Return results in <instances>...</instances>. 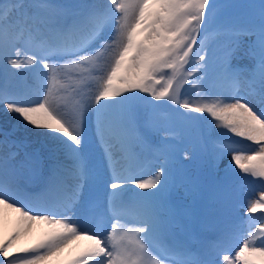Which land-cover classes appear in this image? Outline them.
I'll list each match as a JSON object with an SVG mask.
<instances>
[{"label": "snow or ice", "instance_id": "1", "mask_svg": "<svg viewBox=\"0 0 264 264\" xmlns=\"http://www.w3.org/2000/svg\"><path fill=\"white\" fill-rule=\"evenodd\" d=\"M217 7L212 0H80L69 5L0 0V64L14 75L35 70L41 80L34 90L0 83V211L12 209L20 217L19 226L0 237V264H221L208 257L227 250L222 245H210L197 256L176 242L179 224L164 198L173 176L171 153L162 151L155 165L159 170L148 174L138 151L150 143L156 110L175 106L187 110L181 115L192 121L201 119L192 113H207L215 129L226 130L213 141L212 161L230 155V170L259 178L262 190L247 212L264 209V0L258 11L251 4L224 5L247 9L246 19L218 22L216 29L227 38L216 79L243 85L247 94L201 91L194 101L181 92L188 82L184 66L190 62L196 72L187 75L203 81V88H216L215 79L201 74L211 62L201 55L204 40L195 52L194 45L208 31ZM109 49L111 56L100 64ZM245 58L248 64L238 63ZM83 65L103 73L90 94H83L74 78ZM94 146L101 150L102 184L112 214L110 232L89 235L93 230L86 220L93 202L84 193L100 179ZM36 224L45 230L22 246ZM257 231L264 233V223ZM248 235L234 256H223L222 264H264V239ZM82 240L90 243L64 256L66 248Z\"/></svg>", "mask_w": 264, "mask_h": 264}, {"label": "rangeland", "instance_id": "2", "mask_svg": "<svg viewBox=\"0 0 264 264\" xmlns=\"http://www.w3.org/2000/svg\"><path fill=\"white\" fill-rule=\"evenodd\" d=\"M48 2L55 5H69L79 3L80 0H48ZM89 2H92V0H89ZM95 2L107 3V0H95ZM212 2L218 7L213 12V19L209 24L208 31H202L197 37L194 52L201 40H204L205 51L201 52V55H205L206 60L211 57V62L205 66L208 68V72L201 74L215 79L216 88L212 90L203 88V81L198 82L195 79V75L188 76V72H193L194 74L196 72V65L190 62L191 66H184V79L190 82L184 84L186 88L184 96L194 101L201 98V91H208L210 94L212 91L223 92L225 94L240 92L241 95H245L249 91L243 85H234L229 81L216 79L217 69L223 60L227 44V38L217 35L216 29L218 22L231 21L240 24L245 22L247 9L239 7L225 8L223 7L224 5H247L253 3L254 0H212ZM221 15L222 19H220ZM111 54L110 49L105 50L99 63L104 64ZM61 63H64V61H61ZM200 63L203 64V62ZM233 63H237V61H233ZM238 63L244 65L248 64L249 61L245 58L239 60ZM101 75L103 73L94 70L93 66L83 65L74 73V78L79 81L82 93L90 94L96 90V81ZM0 83H7L11 88L26 87L34 90L40 86L41 80L35 70H19V75H14L3 64H0ZM197 83H200L202 87H194ZM164 114V111H161V109L152 113L155 127L151 130L150 143L138 149L139 152H143L140 163L145 172L152 174L159 170L155 165L161 159L160 153L162 151L171 153L169 165L173 176L170 186L164 194V198L169 208L175 214L179 224V227L176 229V242L191 248L192 252L197 256L202 252H206L210 245H222L227 250L221 251L219 256L208 257L209 259H216L222 264L224 255L234 256L235 252L242 246V240L244 238H251L248 235L249 233H255L257 241L264 239V233L257 231L259 224L264 223L261 220L264 210L254 214L247 212L248 199L250 197L258 198L262 190L259 178L250 177L248 174L242 173L239 168L234 167L230 170L228 168L230 155H226L215 162L212 161L213 141L216 140L222 131L226 132V130H220V133L216 134L215 137L205 134L203 128L205 122L212 131L215 129V122L207 113H192L191 115L193 116L201 117V119L195 121L186 119L185 116L176 112L173 113V117L164 116ZM3 124V115L0 114L1 128ZM227 135L231 136L232 134L227 133ZM233 138L236 140L240 139L238 137ZM248 143L250 144L251 142ZM28 150L30 151L31 147ZM23 151L24 149L21 150V155ZM100 152L101 150L94 146L96 167L100 174V179L93 188L84 193L93 202V207L86 220L88 227L93 230L88 233L89 235H94L96 231L104 233L111 231L109 221L111 209L104 195V186L102 184L104 167ZM186 153L192 155L185 158ZM117 159L119 160L120 158L117 157ZM121 163L124 166H128L127 161H121ZM226 169L230 170V174L226 173ZM217 173L222 177L221 181L218 182ZM38 182V177L32 181L33 184ZM210 183L213 186L211 189H208ZM135 191L151 190L135 189ZM198 198H201L204 203L210 204L204 218L199 216L197 212L196 201ZM16 206L22 207L26 211L29 210L23 203H18ZM32 207L35 208L36 205H32ZM31 214L38 215L34 211ZM46 214L47 212H42V215ZM69 215L72 214L69 213ZM54 218L62 219L61 216ZM251 222L256 223L254 228L247 227ZM121 223H127V221H121ZM17 226V224L13 223L4 225V227L1 226L0 237L11 233ZM41 234L37 232L33 237L22 238L21 245L26 246L31 244ZM101 238L103 239V237ZM197 239H199V246H196ZM85 242V245L90 243L87 240ZM80 243L81 241H74L68 247V252L64 256H70L79 252L82 247ZM256 246L261 245L257 243ZM12 252L14 255H21L20 253H16L15 249H12ZM3 259L0 256V260ZM8 259H12V257L10 256ZM165 264H170V261L166 260Z\"/></svg>", "mask_w": 264, "mask_h": 264}, {"label": "bare ground", "instance_id": "3", "mask_svg": "<svg viewBox=\"0 0 264 264\" xmlns=\"http://www.w3.org/2000/svg\"><path fill=\"white\" fill-rule=\"evenodd\" d=\"M255 197H250L248 200V204L255 200ZM27 208V207H26ZM264 209H260L258 208V212L259 211H263ZM26 211V210H24ZM0 217H2V226L4 227V225H7L9 223H13V224H17L19 226L20 224V217L19 214L16 213L15 211H13L12 209H3L2 211H0ZM7 218V221H6ZM4 221V222H3ZM17 226V227H18ZM256 226L255 222H251L247 227L248 228H254ZM1 227V226H0ZM45 230V225H41V224H36L35 228L32 230L31 235L30 236H26V238H30L33 237L37 232L38 233H42ZM24 238V237H23ZM80 242V241H77ZM86 242L85 240H82L80 245H82L81 249L85 246ZM78 246V245H76ZM68 248L65 249V253L66 254L68 252L67 250ZM89 264H92L91 261H89Z\"/></svg>", "mask_w": 264, "mask_h": 264}, {"label": "trees", "instance_id": "4", "mask_svg": "<svg viewBox=\"0 0 264 264\" xmlns=\"http://www.w3.org/2000/svg\"><path fill=\"white\" fill-rule=\"evenodd\" d=\"M185 83H187V82H185ZM184 83V84H185ZM184 84H183V87L181 88V92H182V94L186 91V88H184ZM161 103H164L163 101L161 102ZM170 109H172V110H174L175 109V106H170L169 107ZM181 111H184V109H180ZM206 129H208V134L209 135H216V134H218V133H220V129H214L213 131L209 128V126L208 125H206ZM201 204V203H200Z\"/></svg>", "mask_w": 264, "mask_h": 264}]
</instances>
